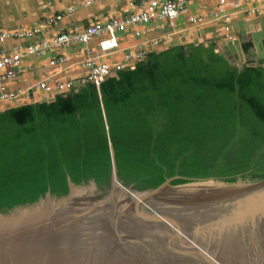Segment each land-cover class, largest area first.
I'll list each match as a JSON object with an SVG mask.
<instances>
[{"label":"trees","instance_id":"trees-1","mask_svg":"<svg viewBox=\"0 0 264 264\" xmlns=\"http://www.w3.org/2000/svg\"><path fill=\"white\" fill-rule=\"evenodd\" d=\"M250 43L243 45L247 53ZM208 43L175 44L135 67L0 112V211L119 176L138 189L264 178V58L231 64ZM109 128H108V127Z\"/></svg>","mask_w":264,"mask_h":264},{"label":"water","instance_id":"water-1","mask_svg":"<svg viewBox=\"0 0 264 264\" xmlns=\"http://www.w3.org/2000/svg\"><path fill=\"white\" fill-rule=\"evenodd\" d=\"M251 35L263 59L264 21ZM225 43L217 50L231 64L247 60L242 39ZM110 150L109 188L85 193L68 177L67 194L0 211V264H264V178L222 189L173 184L175 175L138 189Z\"/></svg>","mask_w":264,"mask_h":264},{"label":"built area","instance_id":"built-area-1","mask_svg":"<svg viewBox=\"0 0 264 264\" xmlns=\"http://www.w3.org/2000/svg\"><path fill=\"white\" fill-rule=\"evenodd\" d=\"M96 1L98 0H84L83 2L92 4ZM127 5L120 6L111 12L108 11L101 20L93 21L86 26L74 24L52 36H41L42 30L59 22L66 13L72 12L75 9L74 5L67 6L63 12L44 16L33 26L0 30V42H5L7 39H30L25 45L18 44L10 50L0 51V100L19 101L28 95L29 90L27 89H8L7 82L17 78L26 69L32 68L31 65L24 64L29 55L47 57L51 64L64 65L70 60L68 54L53 56L50 52L67 45H82L85 57L80 58V61L85 68L84 73L77 78L65 80H60L53 74H47L36 82L37 89L55 97L58 93H68L74 87L87 82H93L99 87L103 81L116 75L119 70L133 68L145 60L149 53L167 48L163 45L164 39L159 37L124 47L121 37L131 26L148 25V31L151 23L155 21H167L173 25L183 14L187 15V19L196 28L207 22L204 15L188 11L186 0H131ZM250 12L254 11L250 10ZM209 16L222 21L221 36L224 40L238 38L232 33V13L227 9V0H217L216 7L209 10ZM134 34L141 36L142 30L136 29ZM95 38L99 39L97 49L88 45ZM121 51L123 55L119 59L113 61L103 59L106 55L117 54ZM76 54L74 58L79 56L78 53Z\"/></svg>","mask_w":264,"mask_h":264},{"label":"crops","instance_id":"crops-1","mask_svg":"<svg viewBox=\"0 0 264 264\" xmlns=\"http://www.w3.org/2000/svg\"><path fill=\"white\" fill-rule=\"evenodd\" d=\"M83 1L0 0V30L33 26L44 16L63 12L67 6L74 5L75 9L72 12L66 13L59 22L42 30L41 36H52L74 24L86 26L93 21L101 20L108 11H114L120 6H128L127 4L131 0H98L92 4H84ZM186 4L190 13L204 15L207 22L196 28L187 19V15L183 14L173 25L167 21H155L151 23L148 31V25L131 26L121 37L122 45L125 47L138 44L146 39L159 37L164 39L163 45L167 48L175 44L208 43L211 40L217 42L218 48L224 44L227 46L226 40L217 39L218 36H221L222 21L209 16V10L216 7L217 0H186ZM227 9L232 13V33L243 40V45L250 43L249 51L247 53L244 52L246 53L247 60H254L251 33L262 28V22L264 21V0H227ZM250 10L254 12H250ZM136 29L142 30L141 36L134 34V30ZM29 40L26 38L7 39L5 42H0V51L10 50L18 44L25 45ZM98 41L99 39L95 38L88 45L97 49ZM76 53L79 56L74 58L77 55ZM50 54L53 56L68 54L70 60L64 65H54L49 62V58L47 57L29 55L25 59L24 64L31 65L32 68L26 69L17 78L7 82L8 89H27L29 90L28 95L22 97L19 101L0 100V112L15 105L53 100L54 95L46 94L35 87L36 82L47 74H53L56 78L65 80L77 78V76L85 72V68L80 61V58L85 57L82 45H67L52 50ZM122 55L123 52L121 51L117 54L106 55L103 59L113 61L119 59Z\"/></svg>","mask_w":264,"mask_h":264},{"label":"rangeland","instance_id":"rangeland-1","mask_svg":"<svg viewBox=\"0 0 264 264\" xmlns=\"http://www.w3.org/2000/svg\"><path fill=\"white\" fill-rule=\"evenodd\" d=\"M91 183H92L91 181L89 183H87L88 185H86V188L84 190L85 193L98 191V190H102V189H107V188L110 187L109 186V187H104V188L100 189L96 182H95V187H89L91 185ZM246 183H250V182L243 181V180L239 179V181L236 182V183H229V182H224V181H221V180H218V179H206V180H202V181L188 182L186 185L188 187L217 188L219 186H223L224 188H230V187L240 186V185L246 184ZM172 189H174V188H172Z\"/></svg>","mask_w":264,"mask_h":264},{"label":"bare ground","instance_id":"bare-ground-1","mask_svg":"<svg viewBox=\"0 0 264 264\" xmlns=\"http://www.w3.org/2000/svg\"><path fill=\"white\" fill-rule=\"evenodd\" d=\"M116 186H121V184L117 181V180H115L114 181V186L113 187H116ZM196 186V185H195ZM204 186V185H203ZM215 187V186H214ZM210 188V187H209ZM217 188H222V189H224V187L223 186H219V187H217ZM163 190H175V189H172V188H164Z\"/></svg>","mask_w":264,"mask_h":264}]
</instances>
